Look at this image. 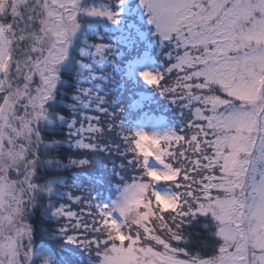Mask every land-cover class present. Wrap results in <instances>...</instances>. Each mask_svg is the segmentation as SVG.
<instances>
[{
	"label": "snow or ice",
	"instance_id": "snow-or-ice-1",
	"mask_svg": "<svg viewBox=\"0 0 264 264\" xmlns=\"http://www.w3.org/2000/svg\"><path fill=\"white\" fill-rule=\"evenodd\" d=\"M0 264H264V0H0Z\"/></svg>",
	"mask_w": 264,
	"mask_h": 264
}]
</instances>
